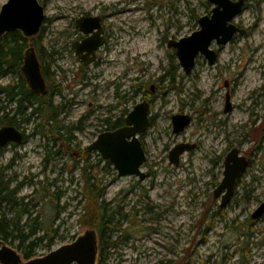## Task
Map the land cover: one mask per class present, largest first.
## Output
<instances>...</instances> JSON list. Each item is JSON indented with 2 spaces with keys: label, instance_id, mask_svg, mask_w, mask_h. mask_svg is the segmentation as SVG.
Listing matches in <instances>:
<instances>
[{
  "label": "rangeland",
  "instance_id": "rangeland-1",
  "mask_svg": "<svg viewBox=\"0 0 264 264\" xmlns=\"http://www.w3.org/2000/svg\"><path fill=\"white\" fill-rule=\"evenodd\" d=\"M4 2L0 0V8ZM38 2L45 14L38 34L43 51L39 53L30 42L27 48H34L40 67L49 68L51 85L60 88L61 94L52 97L53 104L68 107L58 121L65 127H79L72 135L81 149L103 129V118L123 110L126 115L144 100L150 106L151 126L140 136L146 156L141 171L150 173L148 179H113L111 171L117 172L111 163L99 154L92 157L104 189L103 201L113 210L120 206L125 217L113 218L124 232L119 231L112 241L128 238L108 246L107 259L102 261L98 248L96 264H194L209 257V264H264V215L251 219L264 202V0H244L232 24L246 34L235 35L224 46L213 42L210 48L217 52L218 62L210 66L198 55L190 75L182 71L168 43L198 30V19L213 8L207 0ZM87 17H100L105 44L96 51V60L84 68L73 44L87 37L75 26L78 19ZM15 79L16 74H7L0 85ZM136 86L141 88L139 93L134 91ZM116 94L124 97L123 102ZM227 94L231 110L224 112ZM5 104L0 96V106ZM89 112H93L91 117L81 122ZM177 114L190 115L191 122L174 134L171 118ZM33 127L27 125V133L33 134ZM179 143L196 148L182 154L176 167L170 164L168 153ZM232 148L248 164L232 200L220 209L213 191L223 179L225 155ZM57 150L61 154L53 153L45 163L46 152L51 155ZM75 150L66 151L34 135L17 151L23 159L13 160L3 173L4 180L9 176L17 182L28 179L18 197L28 196L25 202L32 198L36 204L31 219L38 217L42 228L57 230L52 244L47 247L43 242L31 259L72 243L90 229L79 216L88 200L81 195L83 163L75 167ZM12 152L7 147L1 153L0 168L10 164ZM25 220L23 216L19 226ZM9 241L0 239V248H14L23 262L27 243L18 250L19 241Z\"/></svg>",
  "mask_w": 264,
  "mask_h": 264
},
{
  "label": "water",
  "instance_id": "water-1",
  "mask_svg": "<svg viewBox=\"0 0 264 264\" xmlns=\"http://www.w3.org/2000/svg\"><path fill=\"white\" fill-rule=\"evenodd\" d=\"M212 9L209 15L200 17L197 21L198 30L185 38L169 40L168 48L175 51V56L185 75H190L195 66L196 56L201 55L210 66L216 64V51L210 48L214 42L216 46H224L235 35H244L246 31L232 24V20L244 8V0H207ZM44 9L38 0H6L0 8V40L6 33L18 31L26 39H34L44 23ZM76 28L87 36L84 40L73 44L77 61L89 65L95 59V52L105 44L100 17L80 18L75 22ZM20 67L27 82L28 89L35 95L44 96L47 93L46 82L42 76V69L35 50L29 46L23 56ZM224 112L231 110L229 94L225 97ZM191 122L190 115L177 114L171 118L173 133L183 132ZM150 128L149 106L142 102L125 116L124 127L113 132H103L87 151H96L102 160L112 164L118 177L134 176L143 178L141 167L145 164V151L142 148L140 135ZM22 140V133L6 126L0 128V149L7 143L18 144ZM194 144L179 143L168 153L170 164L179 165L180 156L195 149ZM223 162L221 183L215 188L214 199L220 197L219 207L227 206L236 190V184L247 168V159L239 155L237 148H232ZM264 215V202L256 207L251 219L257 220ZM98 238L92 230H87L75 241L54 249V251L22 262L20 255L12 247L2 245L0 248V264H96L98 252Z\"/></svg>",
  "mask_w": 264,
  "mask_h": 264
},
{
  "label": "trees",
  "instance_id": "trees-1",
  "mask_svg": "<svg viewBox=\"0 0 264 264\" xmlns=\"http://www.w3.org/2000/svg\"><path fill=\"white\" fill-rule=\"evenodd\" d=\"M2 37L3 38L0 40V78L7 74H16V81L9 85H0V96L6 101V103L15 102L17 115L19 117H25L27 115L26 122H30L38 112H43V115L40 116L42 121L46 123V130L42 134L46 138V142L48 144L50 141L54 144L63 142L65 150L68 151L67 143L70 140L71 133L74 129H78L79 127L75 126L67 128L60 125V121L56 120L64 113V110L62 106H55L53 104L52 97H58L61 94V90L60 88H54L51 85L53 79L50 76L49 68L44 65L40 67L42 69V76L45 79L47 89V93L44 96L35 95L28 89L27 82L20 69L24 59V52L27 49V43L30 42L32 45L36 46L39 53H42L41 36L37 35L34 39H26L18 31H13L4 34ZM169 77L170 79L173 78L172 76ZM41 103L43 108L38 109L37 106L41 105ZM5 108L6 105L5 107L1 106L0 110L4 111ZM6 119L7 114H4L3 118L0 119V123L6 125ZM106 125L109 126L110 122H107ZM39 133L41 132L39 131ZM82 152L83 166L80 169V173L82 174L85 186L81 195L84 199L88 200V206L85 209V216H82L84 212L83 209L79 216L82 218L84 217V223L81 222L82 225H86V227L98 234L97 248H99V258L102 261L106 259L104 252L108 246H117L121 241L123 242L128 239L124 238V240H122V237H119L116 242L112 241L115 234L119 231L124 232V230L121 229V226L113 221V218L118 216L120 220H125V217L121 213L120 208L115 210L110 209V204H105L103 201L104 194L100 188V184H93L90 176H88V172L94 170V166L88 162L89 154L84 151ZM96 156L98 157V155ZM97 160L100 161L99 159ZM9 166L10 164H8V167ZM3 179L4 177L1 172L0 180ZM20 185H22V183ZM29 198L30 197L28 196H22L20 198V210L16 216L10 218V221L1 217L2 214H0V239H18L20 240L21 248L27 243L24 250L25 252L23 253L25 260L31 259L35 251L34 249L41 246L43 242H46V246L49 247L52 244L54 237L57 235V230L55 229L50 231V229L42 228V226L37 223V220L39 219L38 217H34L33 219L30 218L31 211L36 204L33 202L32 198L25 202V200H28ZM8 201L9 199L6 196L0 198V204L2 205L4 203L3 209L7 210L5 212H8L9 210ZM23 216L26 220L23 225L19 226ZM11 225L13 226L14 231L10 230ZM25 230L27 231L25 232ZM40 233L43 235L37 237ZM202 242L203 241H200L199 243L203 244ZM21 248L19 250H21ZM210 258L211 257L207 258L203 262H195L194 264H209ZM171 263L172 262H170V264Z\"/></svg>",
  "mask_w": 264,
  "mask_h": 264
},
{
  "label": "flooded vegetation",
  "instance_id": "flooded-vegetation-1",
  "mask_svg": "<svg viewBox=\"0 0 264 264\" xmlns=\"http://www.w3.org/2000/svg\"><path fill=\"white\" fill-rule=\"evenodd\" d=\"M102 24V23H101ZM103 30V29H102ZM103 36H104V34H103ZM104 39H105V36H104ZM75 43H77V42H75ZM216 54H217V52H216ZM96 57H97V55H96V52H95V59H94V61L96 60ZM217 58H218V54H217ZM93 61V62H94ZM92 62V63H93ZM218 62V61H217ZM216 62V63H217ZM82 64V63H81ZM89 64H91V63H89ZM82 66H84V68L86 67V66H88V65H83L82 64ZM170 74V73H169ZM3 78V77H2ZM1 79V78H0ZM7 85H9V84H7ZM141 88H140V86H136V90H134L135 91V93H139L141 90H140ZM115 97H117L119 100L121 99V101L123 102V98L124 97H121V96H119L118 94H116V96ZM6 102V101H5ZM144 102H145V100H144ZM147 102V101H146ZM148 103V102H147ZM6 105V108H5V110L4 111H2V110H0V113H1V116H0V119H2L3 118V116H4V114H7V119H6V125H3L2 127H6V126H9V127H12V128H14L16 131H19L20 133H22V140H21V142L20 143H18V144H14V143H7V146L6 147H4V148H1L0 149V155H1V153L3 152V151H5L6 149H7V147H10L12 150H13V152H12V155H14V158H12V160L10 161V165H13L14 164V162H13V160L15 161V160H17V162H18V160H20V159H23V156L21 155V154H17V151H18V149L21 147V146H23L24 144H27V142H28V139L31 137V136H34V135H41L44 139H46L42 134H43V132L46 130V123L44 122V121H42V118H41V116L40 115H43V112H38V114H36V115H34V117L32 118V120L30 121V122H26V117H27V115L25 116V117H19L18 115H17V113H16V108H15V106H16V103L15 102H11V103H7V104H5ZM91 105H92V103L90 104V107H91ZM60 106H62V108H63V110H64V113L62 114L63 116L66 114L65 112H66V110H65V108H67L65 105H62L61 103H60ZM148 106H149V103H148ZM1 107V106H0ZM4 107V106H3ZM37 108L38 109H42L43 108V105H42V103H41V105H38L37 106ZM149 108H150V106H149ZM116 109H118V108H113V110L112 111H114V110H116ZM125 111L126 110H123V111H119L117 114V116H115V114H113V116L111 117V118H109V117H107V118H103L102 119V121H101V127L103 128L102 130H100L97 134L98 135H100V134H102L103 132H108V131H111V132H113L114 130H116V129H118V128H121V127H124V125H125V116L127 115H124L125 114ZM93 112H89L88 114H87V116L86 117H82L81 118V122H85L84 120H86L87 118H89V117H91V114H92ZM62 115H60V116H62ZM122 115V116H121ZM38 116V117H37ZM191 117V116H190ZM58 119H59V117L56 119L57 121H58ZM61 122V121H60ZM80 122V123H81ZM107 122H110V127L109 126H107L106 125V123ZM79 123V124H80ZM33 125L34 127H33V130H32V132H33V134H29V133H27L28 131H27V125ZM2 125V124H1ZM103 125V126H102ZM75 126H77V125H73V124H71L70 126H67V128H71V127H75ZM150 126H151V117H150ZM75 131L76 130H79V128L78 129H74ZM39 131L41 132V133H39ZM39 133V134H38ZM97 135V136H98ZM143 135V134H142ZM96 136V137H97ZM141 136V135H140ZM140 136H139V138H140ZM140 140H141V138H140ZM59 145H60V147L63 149L64 148V143L63 142H60V143H58ZM92 144V143H91ZM90 144V145H91ZM141 144H142V141H141ZM90 145H88V146H90ZM195 145V144H194ZM67 149H71V147H73V148H76V150L74 151L75 153H74V155L77 157V159H76V162H77V164H76V166L75 167H77L78 166V164H80L81 165V163H83V159H82V154H83V152L82 151H84V152H87L88 154H89V161L88 162H90L91 163V165H93L94 166V169L97 167L96 166V164H94V162H92V157H93V155H94V157H95V154H98L96 151H92V152H89V151H87L86 150V148L88 147V146H86L85 148H82L81 149V144L80 143H77L75 140H74V137H73V135H72V133H71V136H70V140H69V142L67 143ZM142 148H143V144H142ZM65 149V148H64ZM144 149V148H143ZM144 151H145V149H144ZM47 153V157L45 158V163H47V162H49V160L48 159H50V157L52 156V155H54L53 153H55V154H58V155H60L61 153H60V150H57L56 152H52V154L50 155V153H48V152H46ZM226 157V156H225ZM246 158V157H245ZM145 160H146V156H145ZM225 160V159H224ZM247 164H248V160H247ZM112 165V164H111ZM8 166H6V167H2V168H0V173L2 172V175H3V173L8 169L7 168ZM10 167V166H9ZM81 169V168H80ZM80 169H79V172H80ZM116 171V170H115ZM111 176H112V178L113 179H116L118 176H117V174H115V172L114 171H111ZM144 173V172H143ZM115 174V175H114ZM88 176H90V178H91V182L94 184H99L98 182L100 181V180H98V173L97 172H95V170H92L91 172H88ZM151 175H150V173H148V174H146V173H144V176H143V178H141L142 180H144V179H148L149 177H150ZM81 181H82V184H83V188H84V186H85V184H84V181H83V178H82V174H81ZM27 180L28 179H25L24 181H19V182H17L16 180H15V178H13V177H8V179H3V180H0V198L2 197V198H4L5 196L9 199V201H8V212H5V211H7V210H5V209H3V207H4V203L1 205L0 204V214H2V216L1 217H3L4 219H6V220H9L10 221V218L11 217H14V216H16V214L18 213V211L20 210V208H19V200H20V198L21 197H18L19 196V192H20V188H21V186L23 185V184H25V183H28L27 182ZM22 183V185H20ZM221 183V182H220ZM219 183V184H220ZM102 189V192H104V189L103 188H101ZM215 191V190H214ZM214 191H213V195H214ZM213 199H214V197H213ZM126 199L125 198H122V200H121V204H124V201H125ZM215 200H221L220 199V197H218V198H216ZM105 204H107V203H105ZM88 206V205H87ZM86 205L84 206V208H83V216H85V209H86V207H87ZM117 208H120V209H122L120 206L119 207H117ZM220 208V207H219ZM220 209H223V208H220ZM5 213V214H4ZM6 217H8V219L6 218ZM83 219H84V217H83ZM82 223H84V220H83V222ZM84 226V225H83ZM84 227H86V225L84 226ZM10 230H12V231H14L13 230V226L11 225V227H10ZM90 230V229H89ZM87 231V230H86ZM95 234H96V232H95ZM97 235L98 234H96V237H97ZM78 237V236H77ZM76 238V237H75ZM98 238V237H97ZM124 238H127V236H122V240H124ZM18 240V239H17ZM10 242L9 241V239H6V242ZM19 241V244H18V246H17V249L19 250L20 249V240H18ZM1 243V242H0ZM14 249V248H13ZM15 250V249H14ZM15 251H17V250H15ZM18 252V251H17ZM104 255H105V258L107 257L106 256V251L104 252ZM107 259V258H106ZM166 264H170V261H168Z\"/></svg>",
  "mask_w": 264,
  "mask_h": 264
}]
</instances>
